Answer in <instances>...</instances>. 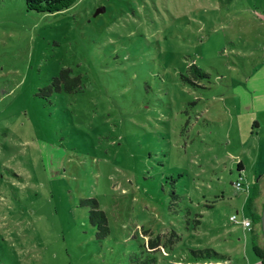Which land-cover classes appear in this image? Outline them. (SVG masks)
Returning <instances> with one entry per match:
<instances>
[{"label": "rangeland", "instance_id": "obj_1", "mask_svg": "<svg viewBox=\"0 0 264 264\" xmlns=\"http://www.w3.org/2000/svg\"><path fill=\"white\" fill-rule=\"evenodd\" d=\"M55 4L0 0V264H262L229 217L264 204V0Z\"/></svg>", "mask_w": 264, "mask_h": 264}, {"label": "trees", "instance_id": "obj_2", "mask_svg": "<svg viewBox=\"0 0 264 264\" xmlns=\"http://www.w3.org/2000/svg\"><path fill=\"white\" fill-rule=\"evenodd\" d=\"M60 0H55L51 4L50 2H47L45 0H25L26 3V10L27 11H34L37 13H43V14H58L61 12V8L63 6L59 7L57 4L54 3L58 2ZM190 72L193 74L194 77L197 79H202L205 78L206 75L201 71L195 68L194 66L190 68ZM241 170V163L237 164V169L236 172L240 173ZM252 195V194H251ZM252 196L250 198V202L252 201ZM95 201L89 200L86 202H81V205L83 204H89L90 205V212H89V221L91 225H93L97 229V234L96 236L98 238L105 237L108 234V228L106 226V220L104 217V214L101 211H97L96 208L91 207V205H96L94 204ZM97 206V205H96ZM250 220L252 224H260V215L252 214L250 216ZM252 248L255 253V255L259 258L260 262L264 264V251L259 248L253 241H252ZM191 262L190 264H201L206 261H213L217 259H222L220 254H217L213 252L212 250H198V251H193L191 252ZM136 264H154V262L150 261L148 258L142 262H138Z\"/></svg>", "mask_w": 264, "mask_h": 264}, {"label": "crops", "instance_id": "obj_3", "mask_svg": "<svg viewBox=\"0 0 264 264\" xmlns=\"http://www.w3.org/2000/svg\"><path fill=\"white\" fill-rule=\"evenodd\" d=\"M243 167H242V164H241V170H243L242 169ZM242 171H240V173H241ZM257 185V184H256ZM250 198H251V192L250 191H247V193H246V195H245V197H244V205L245 206H249V213H247V214H243L244 216H246L247 218H249L250 219V216L252 215V214H258V213H261V209H262V207H261V209H260V212L258 211V213H257V204L259 203V200H254L253 201V203H252V201L250 202ZM263 206V205H262ZM256 224L254 225V224H252V227H251V230L248 232V231H244V230H242L241 228H240V226L238 227V230H241V232H243L245 235H247V234H249L250 235V241H251V243H252V241L257 245V243H256V239H257V234H256V232H255V228H256Z\"/></svg>", "mask_w": 264, "mask_h": 264}, {"label": "built area", "instance_id": "obj_4", "mask_svg": "<svg viewBox=\"0 0 264 264\" xmlns=\"http://www.w3.org/2000/svg\"><path fill=\"white\" fill-rule=\"evenodd\" d=\"M234 187H235V190H240L242 188L240 178H239L238 182H236L234 184ZM236 216H237V213L234 214L233 216L229 217V221L239 224V226L242 230L249 232L251 230V227H252L251 220L242 214L240 221L237 222Z\"/></svg>", "mask_w": 264, "mask_h": 264}, {"label": "water", "instance_id": "obj_5", "mask_svg": "<svg viewBox=\"0 0 264 264\" xmlns=\"http://www.w3.org/2000/svg\"><path fill=\"white\" fill-rule=\"evenodd\" d=\"M103 11H104V9H102V8L96 10L95 16L99 13H102ZM260 228H261V232H262L263 239H264V204L262 206V210H261V214H260Z\"/></svg>", "mask_w": 264, "mask_h": 264}]
</instances>
